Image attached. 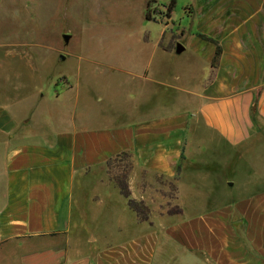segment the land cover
Masks as SVG:
<instances>
[{
  "label": "crops",
  "instance_id": "1",
  "mask_svg": "<svg viewBox=\"0 0 264 264\" xmlns=\"http://www.w3.org/2000/svg\"><path fill=\"white\" fill-rule=\"evenodd\" d=\"M196 2L179 39L205 68L199 86L154 66L153 53H180L165 30L138 45L145 61L79 64L28 112L0 103V264H264V0ZM123 154L130 197L108 169ZM158 178L186 214L165 240L130 205Z\"/></svg>",
  "mask_w": 264,
  "mask_h": 264
},
{
  "label": "rangeland",
  "instance_id": "2",
  "mask_svg": "<svg viewBox=\"0 0 264 264\" xmlns=\"http://www.w3.org/2000/svg\"><path fill=\"white\" fill-rule=\"evenodd\" d=\"M171 1L0 0V103H11L28 112L34 106L37 94L53 92L57 88L55 81L61 76L79 80L83 73L78 71L79 64H87L88 72L99 74L106 60L145 61L152 56L151 51H138V45L157 44L165 30L171 44L178 41L186 51L153 53L154 66L169 65L174 67L173 72H187L191 81L184 77L177 84L190 88L199 86L196 79L203 76L205 68L199 64V57L188 42L179 39V27L196 26L194 11L198 0H175L173 10L169 12ZM64 35L70 36L67 43ZM91 91L97 97L104 96L98 83ZM43 111L42 115L48 114L47 110ZM131 163L127 156L111 161L108 164L111 177L127 181ZM247 169L244 167L239 171L237 178L239 174L243 177ZM175 187L172 180L158 178L150 185L144 200H135L148 208V216L154 221L153 227L149 228L163 240L172 221L186 219V214L178 213L180 206ZM189 212L196 211H187V216ZM143 213L145 217L147 212ZM128 234L129 227L117 238L126 239ZM172 248L175 246L169 249ZM199 255L198 258L181 257L176 264H214L212 259ZM162 263L166 264L165 261Z\"/></svg>",
  "mask_w": 264,
  "mask_h": 264
},
{
  "label": "trees",
  "instance_id": "3",
  "mask_svg": "<svg viewBox=\"0 0 264 264\" xmlns=\"http://www.w3.org/2000/svg\"><path fill=\"white\" fill-rule=\"evenodd\" d=\"M174 5H175V0H172L171 3L168 6V11L169 12H171L173 10ZM147 16L149 18V15H147ZM124 156L128 157L129 155H124ZM131 165H132V163H131ZM113 180L116 182V184H118L121 187V189L124 192V194H126L127 197H130V192H129V189H128L127 181L126 180L121 181L119 178H114ZM174 190L177 192L176 187L174 188ZM130 205H131L132 208H134L138 212V214H139V216H141V218H143V219H147L148 218L149 210L144 205L138 203L134 199H130ZM178 209H179L178 213H181V208L179 207ZM144 211H145V214L147 212L145 217L142 216V214H144L143 213Z\"/></svg>",
  "mask_w": 264,
  "mask_h": 264
},
{
  "label": "water",
  "instance_id": "4",
  "mask_svg": "<svg viewBox=\"0 0 264 264\" xmlns=\"http://www.w3.org/2000/svg\"><path fill=\"white\" fill-rule=\"evenodd\" d=\"M69 39H70L69 35H64V40L66 43L69 41ZM184 48L185 47L181 43H179L177 46V51L181 53L184 50Z\"/></svg>",
  "mask_w": 264,
  "mask_h": 264
}]
</instances>
